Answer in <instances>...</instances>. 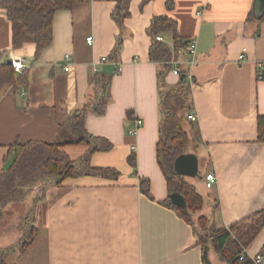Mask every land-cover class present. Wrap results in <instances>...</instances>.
Wrapping results in <instances>:
<instances>
[{
	"label": "crops",
	"instance_id": "obj_1",
	"mask_svg": "<svg viewBox=\"0 0 264 264\" xmlns=\"http://www.w3.org/2000/svg\"><path fill=\"white\" fill-rule=\"evenodd\" d=\"M170 1L167 7V0H131L122 27L112 16L116 0H88L57 11L52 41L37 59L31 44L11 49V24L0 9V54L27 66L25 86L0 90V172L11 163L8 154L15 143H53L59 126L93 98L94 76L102 73L110 75L109 102L103 115H87L85 129L111 149L94 152L89 163L119 173L117 179L80 176L45 186L34 208V240L23 253L10 251L6 264H202L191 226L160 204L168 192L156 156L162 64L149 59V28L156 17L176 23L181 43L197 42L193 84L185 81L189 114L197 118L188 127L199 142L195 156L204 210L216 205L213 221L227 228L264 208V143L257 142L256 133L257 118L264 116V69L258 79L257 67L264 64V17L248 19L254 0ZM158 35L173 50V32ZM242 52L245 61L238 64ZM67 54L72 61L65 72ZM179 61L185 64L186 56ZM170 70L165 83L174 87L180 77ZM136 120L142 127L132 137L128 132ZM88 149L66 146L62 151L76 161ZM130 155L135 168L128 164ZM208 172L216 176L210 190L203 184ZM143 178L152 200L139 190ZM200 184H194L197 192ZM8 245L0 235V250ZM263 247L264 225L246 254Z\"/></svg>",
	"mask_w": 264,
	"mask_h": 264
},
{
	"label": "trees",
	"instance_id": "obj_2",
	"mask_svg": "<svg viewBox=\"0 0 264 264\" xmlns=\"http://www.w3.org/2000/svg\"><path fill=\"white\" fill-rule=\"evenodd\" d=\"M88 0H0V9L4 11L11 24V49L18 50L26 44L34 46V58L37 59L42 51L52 41V22L57 11L69 10L73 5ZM131 0H116L112 13L114 20L122 27V22L129 16L128 6ZM149 1V0H146ZM166 6H171L167 0ZM248 19L252 20V12ZM261 18L259 21H261ZM176 23L167 17H156L152 20L149 34L153 44L149 49V59L161 63L158 73L160 85V123L159 138L156 146L158 165L166 181L168 197L160 204L173 210L176 215L192 228L196 244L201 249L202 264H213V254L220 264H250L247 257L240 260L241 254L253 242L264 225V208L229 225L227 228L216 227L213 216L217 210L214 205L209 216L200 215L197 220L192 218L195 213L202 211L204 198L198 193L193 184L185 177L179 176L174 170L175 160L184 155L189 138L185 130V117L191 112L190 92L186 87L185 78L178 81L176 86L169 87L165 77L169 71L166 62L171 53L162 43L155 41V37L162 31H172L175 47H183L175 35ZM120 42L114 52L118 53ZM6 53L0 54V90L11 84L15 91L27 84V73H16L12 66L7 65ZM93 98L86 104L74 110L59 126L53 143L30 141L25 144L15 143L9 150L8 158L11 163L0 172V223L4 219V209L12 204H21L34 191H41V195L33 200L36 205L42 198L45 186H59L67 178L80 176H100L117 179L119 173L111 169H96L90 166V157L96 151H109L111 145L104 139L91 136L85 129V119L89 113L103 115L109 102L110 75L96 73L93 81ZM191 124V123H187ZM257 142L264 143V116L256 121ZM87 146L88 151L76 161L70 160L62 151L66 146ZM128 164L135 168L136 160L133 155L127 159ZM140 192L152 200L150 184L147 179L139 180ZM178 194L184 199L183 207L171 203L169 195ZM31 211L32 224L29 228L30 236L26 243L15 247L20 253L33 242L37 230L34 224V208ZM14 249V248H13ZM10 249L0 250V264L5 263V257Z\"/></svg>",
	"mask_w": 264,
	"mask_h": 264
},
{
	"label": "built area",
	"instance_id": "obj_3",
	"mask_svg": "<svg viewBox=\"0 0 264 264\" xmlns=\"http://www.w3.org/2000/svg\"><path fill=\"white\" fill-rule=\"evenodd\" d=\"M87 43L91 42V38L86 39ZM155 41L159 43H163V39L160 35H157L155 37ZM196 47H197V42L195 38H190L187 41H185V45L183 47H174L173 50H169L171 53L170 59L168 62H166V65L171 67L170 73L174 76L177 77H183L185 80L189 82V84H193V78H192V69L195 66V54H196ZM186 56V62L185 64L179 61V56L181 55ZM71 56L70 55H65L63 57V62L65 63L63 70L65 72H68L70 69V64H71ZM106 59L103 58L101 62H105ZM238 64H242L245 61V55L242 52L238 56ZM184 65V66H183ZM13 70L20 74L24 69L27 68V66H24V64L20 61H14L12 60L11 64ZM258 79H262V73L261 71L264 69V64L263 63H258ZM120 72V66H117L116 73ZM187 121L194 123L196 122L197 118L194 114H189L186 116ZM142 127V121L141 120H136L134 122V127L128 132V135L134 137L137 135L138 130ZM135 149L133 148L132 151ZM216 183V176L214 172H208L204 175L203 177V184L205 189L210 190L213 188V186ZM246 253V252H245ZM244 257H247L250 261V264H264V247L255 255L253 256H248L247 254H241L240 255V260H242Z\"/></svg>",
	"mask_w": 264,
	"mask_h": 264
},
{
	"label": "rangeland",
	"instance_id": "obj_4",
	"mask_svg": "<svg viewBox=\"0 0 264 264\" xmlns=\"http://www.w3.org/2000/svg\"><path fill=\"white\" fill-rule=\"evenodd\" d=\"M189 121H187V118L185 117V130L187 132L189 141L188 144L186 146V152L184 155L187 156H199V152L197 150H195V148L197 147V144L199 143L197 138H196V132L193 128H189L187 123ZM195 156V157H196ZM196 157V158H197ZM199 158V157H198ZM202 167H205V165H203ZM186 180L189 183L194 184H200V181L198 179H193V178H188L186 177ZM195 186V185H194ZM202 187V184H200V187L198 190V192L202 191L200 189ZM200 194L202 195V197L204 198L205 201V195L200 192ZM41 195V191H34V193L29 196L27 198L26 201H24L21 204H12L8 207H6L4 209V219L1 221L0 223V235L3 238V240L5 242H8V246H6V250L10 249V248H14L17 247L19 245V247L26 243L27 240L29 239L30 236V232H29V228L32 224L31 221V211L33 210L34 207V203L33 200L35 198L40 197ZM205 203V202H204ZM213 203L210 204V208L209 209H205V205L202 209V211H200L199 213H195L194 217L192 218V220L196 221L197 217H199L200 215H207L209 216L210 212H211V208L213 207ZM33 226V225H32ZM17 240V241H16ZM16 241V242H15ZM13 251H11L12 253ZM214 264H219L217 261H214ZM221 264V263H220Z\"/></svg>",
	"mask_w": 264,
	"mask_h": 264
},
{
	"label": "water",
	"instance_id": "obj_5",
	"mask_svg": "<svg viewBox=\"0 0 264 264\" xmlns=\"http://www.w3.org/2000/svg\"><path fill=\"white\" fill-rule=\"evenodd\" d=\"M252 16L257 21L264 17V0H254ZM6 64L10 66L12 60L8 59ZM181 79H183V77ZM174 170L176 174L185 178L198 179L200 177L198 159L195 156H179L174 162ZM169 199L175 206L183 207L185 205L184 199L181 195L171 194L169 195Z\"/></svg>",
	"mask_w": 264,
	"mask_h": 264
}]
</instances>
